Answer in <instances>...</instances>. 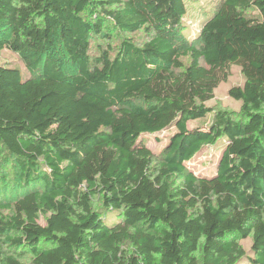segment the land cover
I'll list each match as a JSON object with an SVG mask.
<instances>
[{"label":"trees","instance_id":"1","mask_svg":"<svg viewBox=\"0 0 264 264\" xmlns=\"http://www.w3.org/2000/svg\"><path fill=\"white\" fill-rule=\"evenodd\" d=\"M190 1L0 0L28 73L0 65V264H264V0H220L192 44ZM107 24L150 39L92 60ZM233 66L240 113L189 129Z\"/></svg>","mask_w":264,"mask_h":264},{"label":"rangeland","instance_id":"2","mask_svg":"<svg viewBox=\"0 0 264 264\" xmlns=\"http://www.w3.org/2000/svg\"><path fill=\"white\" fill-rule=\"evenodd\" d=\"M219 1L220 0H191L187 2V24L183 30V34L188 41H190L189 43L192 44L196 39L195 37L198 31L206 20L207 13L209 14L213 8L217 6ZM106 29L110 34V39L99 36H92L90 38V56L92 60H96L100 55V51L104 49L111 50V54L114 56L119 51L121 44L130 38L134 39L137 44H144L150 39V34L145 30L129 34L116 30L111 24H107ZM187 59L188 58L184 59L185 63H187ZM0 65H10L18 68L22 71L25 78L28 76L20 56L7 49L3 50L0 54ZM244 83L245 79L241 69L237 66L231 67L228 80L217 88L214 99L206 103L207 107L212 109L211 112L205 118L190 121L188 123L189 129H209L214 122L216 112L222 111L238 115L240 113L241 103L231 98L229 91L234 87L243 86ZM176 133L177 129L171 128L157 136L149 138L146 141V145L152 152L159 153L166 147ZM218 155L219 152L216 150L205 151L198 159L194 168L196 171H205L208 167L207 164H214L212 162L216 161ZM9 169L10 168L5 172L6 174L9 173ZM252 242V236L241 240V244L246 251L251 249Z\"/></svg>","mask_w":264,"mask_h":264}]
</instances>
